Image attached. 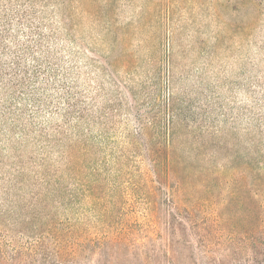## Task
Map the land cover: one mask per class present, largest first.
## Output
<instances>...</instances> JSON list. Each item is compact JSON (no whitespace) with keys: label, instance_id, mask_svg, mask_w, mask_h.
<instances>
[{"label":"trees","instance_id":"obj_1","mask_svg":"<svg viewBox=\"0 0 264 264\" xmlns=\"http://www.w3.org/2000/svg\"><path fill=\"white\" fill-rule=\"evenodd\" d=\"M92 2L82 5L86 19L104 30L107 63L101 53L85 56L80 45L73 49L77 24L70 15L67 63L49 46L61 36L54 31L45 36L40 22L37 33L24 40L31 46L0 49V124L10 152L0 163V264H82L77 256L89 244L84 264H178V256L187 264H264V230L256 227L229 233L232 252L225 261L209 256L211 235L223 229L222 215L205 209L207 197L168 213L163 221L168 243L162 252L155 238L134 247L125 238L136 212L122 209L124 199L137 202L140 214L151 219L157 207L150 198L156 191H214V185L210 175L190 169L175 148L176 132L190 127L183 113L188 103L174 91L181 46L180 32L167 27L172 2L166 3L165 17L160 4L150 5L140 27L148 31L146 60L158 67L164 63L172 75L162 99L160 75L140 82L132 74L137 62L130 43L132 24L120 26L110 19L116 15V1H103L101 9ZM7 40L0 36V42ZM120 70L127 75L124 81L119 72L112 74ZM262 170L264 164L258 173ZM54 191L65 198L67 191H87L94 207L84 222L69 216L67 205L46 212V196ZM114 247L125 251L118 255ZM237 248L240 253L234 252Z\"/></svg>","mask_w":264,"mask_h":264},{"label":"rangeland","instance_id":"obj_2","mask_svg":"<svg viewBox=\"0 0 264 264\" xmlns=\"http://www.w3.org/2000/svg\"><path fill=\"white\" fill-rule=\"evenodd\" d=\"M87 1L0 0V36L8 39L0 42V49L31 46L32 43L24 40L37 33L40 22L45 36L53 31L57 38L61 36L49 46L67 63V48L70 47L67 44V17L70 15L71 23L77 24L72 31L77 44L71 45L73 49L80 45L85 56L91 51L101 53L107 63L110 58L101 39L104 30L86 19L82 3ZM91 1L101 9L105 0ZM115 1L117 12L110 19H115L120 26L132 24L130 43L137 57L132 74L140 82L149 81L154 74L160 75L163 90L160 99L169 74L164 63L158 67L146 60L144 47L149 39L148 31H142L140 27L147 18L150 5L160 4L158 9L161 8V15L165 17L166 3L172 2L167 27L173 33L180 32L181 46L173 70L174 91L188 103L189 109L183 113L191 128L181 127L176 132L175 148L190 169L206 174V178L210 175V183L214 185V191L193 188L156 191L150 198L157 207L156 215L151 219L140 214L141 207L137 202L124 199L120 204L122 209L136 212L135 221L125 231V238L132 245H149L151 238H155L160 241V247H156L162 252L168 243L163 223L168 220V213L175 210V206L192 205L197 199L207 197L210 205L205 209L222 215L223 229L222 234L211 235L209 256L215 262L225 261L232 252L228 241L230 232L242 233L254 227L261 232L264 230V170L258 173L259 165L264 164V0ZM67 3L70 11H67ZM58 21H64V24ZM117 72L118 78L124 81L127 75L120 70L112 73L114 77ZM128 100L132 101L130 96ZM5 130L0 124V163L10 157L4 142ZM0 189H3L2 183ZM46 198L45 202L49 203L46 212L62 211L67 205L69 216L74 215L81 222L94 207L87 191H67V198L54 191ZM116 200L117 206L119 197ZM91 247L89 244L78 254L77 259H82V264ZM116 249L114 247L112 251H117L118 255L125 251L124 248ZM237 249L234 252L240 253L241 249ZM177 259L178 264H187L184 256ZM92 262L88 260L85 264Z\"/></svg>","mask_w":264,"mask_h":264}]
</instances>
